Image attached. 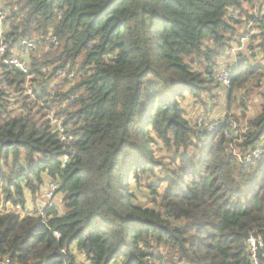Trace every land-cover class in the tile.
I'll use <instances>...</instances> for the list:
<instances>
[{"label": "trees", "instance_id": "16d2710c", "mask_svg": "<svg viewBox=\"0 0 264 264\" xmlns=\"http://www.w3.org/2000/svg\"><path fill=\"white\" fill-rule=\"evenodd\" d=\"M257 6L264 0H6L8 38L43 40L29 56L37 102L46 106L27 110L26 75L0 67L19 93L0 86V180L9 176L7 199L24 207L23 183L38 193L49 180L59 182L65 211L56 204L44 215L0 211V264H249L248 239L264 238V153L245 156L264 149V100L238 142L239 161L227 122L198 130L178 98L190 93L202 102L212 92L215 57L239 41L240 24ZM231 8L240 21L229 19ZM252 37L264 53V27ZM202 62L205 72L196 67ZM64 68L75 78L53 82ZM256 73L264 77L246 57L233 69L231 89ZM50 110L76 137L67 148L52 131ZM152 131L187 151L179 155L184 166L165 178L158 208L135 204L129 185L130 174L155 175L162 165ZM191 146L200 152L189 156ZM69 149L75 152L64 164ZM149 186L156 198L157 186Z\"/></svg>", "mask_w": 264, "mask_h": 264}, {"label": "rangeland", "instance_id": "374dc122", "mask_svg": "<svg viewBox=\"0 0 264 264\" xmlns=\"http://www.w3.org/2000/svg\"><path fill=\"white\" fill-rule=\"evenodd\" d=\"M242 26L243 25L240 26L238 33L240 32V30H242ZM6 29L9 30L8 22L6 25ZM235 42L233 44H235ZM244 42H247V44L253 46L259 45L258 39L250 38L249 41L245 40ZM207 43L208 45H211V47L214 46V44H212L209 40L207 41ZM229 46L230 45H227L225 49L229 48ZM245 47H247V45ZM229 50H232V48ZM215 58L218 61L217 65H215L217 66V70L221 66H223V62L218 57ZM255 60L257 61V63L260 62V64H262L261 69L263 71L264 53L259 55V57H255ZM206 65L207 63L202 62V64H196V67H198L199 71L205 72ZM209 77L211 80L209 85L210 90L212 92H208L207 94H205V97L202 98V102L194 98L190 93L186 94V98H178V102L185 109L184 117L192 125L199 122L200 119H202L204 126L210 125L215 120L220 121L222 123L226 121L229 122V120H233V124L236 125L238 129H242L246 127L250 123V121L261 112L262 102L264 100V84L261 85L260 82H264L263 76L260 77L258 73L250 74L243 80L241 86H235L228 92H225L223 89H221L219 83L215 81L216 74L215 76L213 74V76L211 75ZM226 118H228V120H226ZM149 129L152 130L151 125L149 126ZM152 135L154 137V142H152L151 147L154 150L155 157L162 162V165L156 168L155 175H145L143 173H140L141 175L137 178L133 173L130 174L129 185L130 190L133 191L135 194L134 198L132 199L135 204L144 207L158 208V203L161 201V196L164 193L166 187L169 185V182H167L165 178L171 176L173 171H175L177 168L184 166L179 155L186 154L187 151L183 147L178 148L166 145L165 142L157 138L156 134L153 131ZM243 141H245V138H242L238 142ZM238 142L235 141L231 143V148L234 149V153L236 154L237 159L240 161L244 159L243 147H240L238 145ZM258 147L262 148L263 146ZM194 149V146L188 148L189 156H192L193 153L200 152V147H198L196 151H194ZM248 154H250V151L247 152L246 156H248ZM9 163H11V160L9 161ZM6 166H4V170H6L5 172H7ZM10 166L11 165L8 164V168H10ZM19 171H21V169ZM8 177L6 176V179L0 180V211H20V213H23L22 206H20V208H14L15 203L13 202V200L7 199V194L4 190V184L7 182ZM150 184H154L155 186H157L158 194L156 198L155 194L152 193V190L149 186ZM23 187L25 188L27 187V185L25 186V183H23ZM11 190L13 194H15V187H12ZM48 194L49 190L46 191V189L40 190L38 191V193H33L32 190L30 191L26 188L24 190V195L25 204L26 206H28L27 208L25 207V209H27V211L29 210L33 212L35 211L37 204L43 202L45 207H48L50 203H52L51 207H54V205L56 204L58 211L64 212V202L62 201L63 193L56 192L52 199H47L49 198ZM73 251H76V249L74 248ZM76 258L78 261H84L83 256L76 255ZM121 260H119L118 264H122Z\"/></svg>", "mask_w": 264, "mask_h": 264}, {"label": "built area", "instance_id": "2783aa9c", "mask_svg": "<svg viewBox=\"0 0 264 264\" xmlns=\"http://www.w3.org/2000/svg\"><path fill=\"white\" fill-rule=\"evenodd\" d=\"M6 0H0V67H3L5 65L11 67V68H17L19 69L23 74L26 75V81L24 83V90L23 93L27 97V110H35V108L38 106V103L41 104V106H46L45 102L43 100H39L37 102V91H40V88L38 85H34L33 83V74H31V61L29 52L31 50H37L39 46L42 44L43 40L36 36H19L16 39L8 38L6 33L8 30L6 29V21L8 17V9L5 7ZM261 7L257 6L255 8H251L250 11L252 13V20H244V24L246 25L242 26V30L237 34V38L239 39L238 42L232 41L231 46L226 50V53L222 55L223 66H221L219 69L215 71L214 74H216V81L219 83L221 89H223L225 92L230 91L232 87L233 82V69L238 67L241 62H243L246 57L252 60L253 63L257 65H262L257 63L255 60V57H259L262 52V48L257 45L253 46L250 44H247V42H244L245 40H250V38L253 39V35H258L259 27H264V7L260 10ZM228 17L233 22L240 21L241 12L231 8L228 12ZM245 19V18H243ZM47 39L53 40V43L55 45H58V41L54 37H47ZM259 40V38H258ZM260 41V40H259ZM235 42V44H233ZM243 42V43H242ZM242 43V44H241ZM235 45V46H234ZM247 45V47H245ZM23 48V49H22ZM232 50H229L231 49ZM259 59V58H257ZM226 60V62H225ZM225 62V63H224ZM76 74L73 71H68L67 68L64 69H58L55 72L54 77L52 78L53 82H58L59 80H73L75 78ZM261 85L264 84L263 81L260 82ZM0 86L3 89L10 90L12 94H18L15 90L11 88L8 81L3 79L2 75L0 74ZM50 97L48 101L51 102V100L54 98L55 92L49 90ZM18 99V98H17ZM23 102L19 105L21 108H23ZM24 110V108H23ZM26 111V110H24ZM47 118L50 121V125L52 127V131L57 133L59 136L60 141L64 143V147L67 148V145L74 141L76 137L68 132V127L66 126L65 122L61 117L56 116V114L53 112V110H50L47 114ZM228 120V118H226ZM227 127L224 130L225 136L228 140H232V142H238L242 138H247L248 133V125L244 128H242L241 135H243L242 138L236 139L233 137V131L237 130L238 127L233 124V120L226 121ZM222 122L215 120L210 125L203 124L202 119L199 120V122L195 123L193 126L201 131H209L213 132L217 129V127ZM261 149V150H259ZM258 150L254 151L253 154H248L246 156L247 158L245 160H248L251 155H254L255 157H259L264 153V149L259 148ZM74 149H69L67 152H64L62 156V160L64 164H67L70 161L71 154H74ZM20 168L18 167L17 171H19ZM60 183L49 180L45 186L46 191L49 190V194L47 199H52L54 195L57 192V189L59 188ZM41 204V205H39ZM22 206L23 213L17 212L21 217L26 216L27 214H35V215H44L45 211L49 209L52 206V203L48 205V207L43 204V202H40L37 204V207L35 211H26L25 207L21 203L14 204V208H20ZM3 211V210H2ZM7 211V210H6ZM22 211V210H21ZM27 213V214H26ZM57 237H60L61 235L56 232L55 233ZM248 249H249V264H264V238L258 234V235H251L248 239ZM4 264H12L9 259L5 261Z\"/></svg>", "mask_w": 264, "mask_h": 264}, {"label": "crops", "instance_id": "0c3cea01", "mask_svg": "<svg viewBox=\"0 0 264 264\" xmlns=\"http://www.w3.org/2000/svg\"><path fill=\"white\" fill-rule=\"evenodd\" d=\"M186 97H187V96L185 95V98H186ZM25 189H26V187L24 188V190H25ZM27 189H28V188H27ZM44 189H45V188H44ZM44 189H43V190H44ZM29 190H30V189H29ZM30 191H31V190H30ZM27 206H28V205H27ZM27 206H26V204H25V207H26V208H27ZM25 210L27 211V209H25ZM28 212H29V210H28ZM29 213H30V212H29ZM72 248H73V249H74V248L76 249V245H73ZM76 251H77V249H76ZM76 251H75V252H76Z\"/></svg>", "mask_w": 264, "mask_h": 264}]
</instances>
